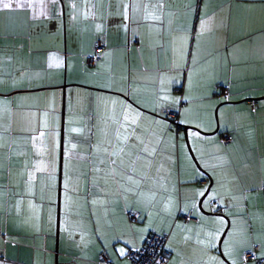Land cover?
I'll list each match as a JSON object with an SVG mask.
<instances>
[{"label": "crops", "instance_id": "obj_1", "mask_svg": "<svg viewBox=\"0 0 264 264\" xmlns=\"http://www.w3.org/2000/svg\"><path fill=\"white\" fill-rule=\"evenodd\" d=\"M152 234L167 264L264 258V0H0V264Z\"/></svg>", "mask_w": 264, "mask_h": 264}, {"label": "built area", "instance_id": "obj_2", "mask_svg": "<svg viewBox=\"0 0 264 264\" xmlns=\"http://www.w3.org/2000/svg\"><path fill=\"white\" fill-rule=\"evenodd\" d=\"M102 52L101 43L97 44L94 54L88 56L85 60V64L89 67L94 66L100 60V53ZM251 107L254 108L256 103L250 102ZM230 138L225 136L222 138L223 143H228ZM128 217L131 221H136L138 214L135 212H129ZM192 219L191 212L182 216V220L186 223ZM166 237L159 235H150L145 244L140 248L129 249L126 251V256L132 264H167L168 252L166 251L165 244ZM244 261H253L254 264H264V258H258L253 252H245L243 254ZM101 263H107V259L102 257Z\"/></svg>", "mask_w": 264, "mask_h": 264}, {"label": "rangeland", "instance_id": "obj_3", "mask_svg": "<svg viewBox=\"0 0 264 264\" xmlns=\"http://www.w3.org/2000/svg\"><path fill=\"white\" fill-rule=\"evenodd\" d=\"M213 119H214V124H215V126H214V129H213V131L215 130V128H216V126L218 125V127H219V124H220V122H219V115H218V113H217V117L215 118V116L213 115ZM212 131V132H213ZM218 132V131H217ZM215 133V134H213V135H211L209 138H217L218 139V136H219V133ZM187 138H188V135H187ZM65 142H66V144H65ZM185 143V145H187L186 144V142H184ZM188 143H189V146H190V149H191V152H192V146H191V142L189 141V139H188ZM64 151H69V145H68V140H64ZM73 149H75L76 151H79V150H81V147H80V145H72L71 146ZM186 148H187V146H186ZM90 150V149H89ZM187 152H188V149H187ZM194 153V155H196L195 154V152H194V150H193V152H192V154ZM188 155H189V158H190V160L192 161V163L193 164H195L194 162H193V160H192V158H191V156H190V154H189V152H188ZM225 221H226V223L228 224V221H227V217H226V219H225ZM226 224V225H227ZM227 227V226H226ZM228 231V230H227ZM230 234H231V231L228 233V236H230ZM159 236H161V235H159ZM226 236V235H225ZM165 237H167V236H165ZM220 238H221V236H220ZM229 237H226L225 238V241H224V237H223V240H222V242H221V253L218 251V242H217V246H216V249L214 250V253H212V255L208 258V264H231L226 258H225V255H224V249H225V244H226V241H227V239H228ZM223 241H224V243H223ZM166 244V243H165ZM123 256V255H122ZM126 258V257H125ZM124 258V259H125ZM237 264H249L248 262L247 263H244L243 262V260H242V258L240 257V262H237Z\"/></svg>", "mask_w": 264, "mask_h": 264}, {"label": "water", "instance_id": "obj_4", "mask_svg": "<svg viewBox=\"0 0 264 264\" xmlns=\"http://www.w3.org/2000/svg\"><path fill=\"white\" fill-rule=\"evenodd\" d=\"M226 103H228V102H226ZM64 112V109L62 108V113ZM189 129H191V128H188V127H184V137H185V142H186V144H187V146H188V149H189V143H188V138H187V131L189 130ZM194 130H196V129H194ZM196 131H198V130H196ZM216 131H217V128H216V130L214 131V133H216ZM199 133H201L200 131H198ZM201 134H203V133H201ZM61 137H60V158H59V164H60V168H61V163H62V156H63V118H62V121H61V135H60ZM190 150V149H189ZM210 184H211V180H210ZM59 190H60V185H59V188H58V193H59ZM57 205L59 206V203H57ZM199 208L201 209V211H202V208H201V201L199 202ZM59 214V213H58ZM57 217H58V215H57ZM57 220H59V217H58V219ZM58 224V223H57ZM222 237H223V235H222ZM222 237H221V240H222ZM221 240H220V243H221ZM57 242H58V234L56 233V251H57ZM220 243H219V245H220ZM220 249V248H219ZM220 251V250H219Z\"/></svg>", "mask_w": 264, "mask_h": 264}, {"label": "snow or ice", "instance_id": "obj_5", "mask_svg": "<svg viewBox=\"0 0 264 264\" xmlns=\"http://www.w3.org/2000/svg\"><path fill=\"white\" fill-rule=\"evenodd\" d=\"M10 6H11L10 3H3V7L4 8H9ZM199 194L203 196L205 193L204 192H201Z\"/></svg>", "mask_w": 264, "mask_h": 264}, {"label": "trees", "instance_id": "obj_6", "mask_svg": "<svg viewBox=\"0 0 264 264\" xmlns=\"http://www.w3.org/2000/svg\"><path fill=\"white\" fill-rule=\"evenodd\" d=\"M180 127H182V126H180ZM180 129H182V128H180ZM166 240H167V238H166ZM165 240V241H166ZM247 252H249V251H247ZM242 260H243V255H242ZM244 261V260H243ZM253 262V261H252ZM100 263H101V260H100ZM108 263V262H107ZM107 263H105V264H107ZM254 263V262H253ZM101 264H104V263H101Z\"/></svg>", "mask_w": 264, "mask_h": 264}]
</instances>
